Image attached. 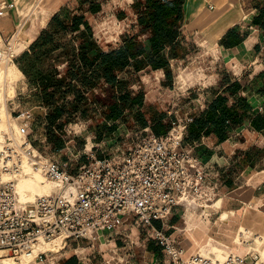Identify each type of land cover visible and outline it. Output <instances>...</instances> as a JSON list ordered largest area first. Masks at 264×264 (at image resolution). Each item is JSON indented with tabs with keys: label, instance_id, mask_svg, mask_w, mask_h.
Wrapping results in <instances>:
<instances>
[{
	"label": "built area",
	"instance_id": "obj_1",
	"mask_svg": "<svg viewBox=\"0 0 264 264\" xmlns=\"http://www.w3.org/2000/svg\"><path fill=\"white\" fill-rule=\"evenodd\" d=\"M12 11L18 13L15 1L0 0V19ZM16 58L10 42L0 48V63H13ZM35 109L41 115L46 113L42 107ZM33 117L30 114L22 121L17 138L12 130L0 133V264L6 258L15 262L42 242L60 240V251L71 241L92 243L100 239L98 234H124L130 220L146 228L160 244L168 264H264V258L254 252L243 256L228 252L224 262L199 253L186 261L184 247L163 229L175 208L186 209L194 196L203 193L200 208H204L203 203L219 195V187L208 182L202 160L182 149L193 115L173 122L166 135L143 129L132 137L127 149L99 158L92 155L74 174L65 164L35 153L27 134ZM27 158L32 160V171L60 183L57 193L33 201L18 197L15 182L27 175ZM44 254L40 252L38 258Z\"/></svg>",
	"mask_w": 264,
	"mask_h": 264
},
{
	"label": "trees",
	"instance_id": "obj_2",
	"mask_svg": "<svg viewBox=\"0 0 264 264\" xmlns=\"http://www.w3.org/2000/svg\"><path fill=\"white\" fill-rule=\"evenodd\" d=\"M77 1L79 6L71 10L68 16L59 11L50 18L47 26L21 56V60L27 63L17 62L26 78L31 79L33 72L38 73L37 80L31 82L34 90L42 95L35 108L46 110L44 115L31 118L27 128L33 146L35 143L30 138L29 130L35 122L46 120L53 132L57 126L62 128L66 114L69 118L79 113L85 116L92 109L110 124L107 131L99 135V141H105L104 137L113 133L120 121L125 122L128 114L141 130L149 128L158 136L166 135L178 119L168 122L166 113L157 114L154 107H146L145 92L133 89L131 75L146 68L163 70L166 77L164 86L171 85L174 78L172 63L184 60L190 53L183 32L186 0L134 1L131 7L137 17L139 32H125L107 50L100 45L86 12L81 9L85 2ZM91 7L93 15L100 13L101 5L91 4ZM124 18L125 13L120 19ZM256 22L264 30V8ZM69 35L72 39L62 42ZM244 39L232 28L223 36L220 45L230 49L240 45ZM38 63H48L49 69L41 71ZM124 74L127 76L123 77ZM257 78L264 82V71ZM231 79L228 74L221 78L222 94L194 116L193 122L188 125L182 149L183 145L190 147V152L194 155L195 150L197 155L194 156L199 159L204 155L197 148L205 137L214 135L218 142H224L246 123L253 130L264 131V113L254 108L242 94L247 85ZM208 91L213 94L215 90L209 87ZM258 94L264 96V87ZM146 109L152 113L150 118L146 116ZM62 146L60 144L59 147ZM155 225L161 228V224L159 227ZM157 245L161 253L163 248ZM78 263L76 256L64 261V264Z\"/></svg>",
	"mask_w": 264,
	"mask_h": 264
},
{
	"label": "rangeland",
	"instance_id": "obj_3",
	"mask_svg": "<svg viewBox=\"0 0 264 264\" xmlns=\"http://www.w3.org/2000/svg\"><path fill=\"white\" fill-rule=\"evenodd\" d=\"M83 1L85 2V6H81V9L83 12H86V18L95 30L100 45L104 49L114 46L116 41L119 40L117 37L118 34L121 32L125 34L126 32L128 26L125 23L129 24V21L124 22V19H120L121 15L127 13L129 16L134 17L132 15L135 13L131 7V1L133 0ZM17 3L20 9L24 8L25 2L23 0ZM91 4L101 5L100 13L93 15L91 13ZM42 9L43 11L45 10V8ZM60 11L61 14L68 16L69 13H71L70 4H67ZM51 16V12L43 17L41 16V19L37 22L34 29V34H37L38 31H41L43 28L42 18H44L43 20H48ZM16 17L19 22L21 20L20 16ZM27 32L26 35L20 36L21 43L16 42V44H14L15 42H13L14 45H12V47H16L17 44L24 45L23 50L15 55L17 57L15 63L8 64L6 72L0 70V114L5 106L8 116L6 122L7 126L5 128H0V132L2 134L5 130L9 132L12 130V135L16 138L18 137L16 133L19 132L16 128L17 125L20 127L22 121L26 120L30 114L33 116L41 114L40 110L35 109V106L40 102L42 95L39 94L37 90H34V85L31 83L37 80L38 73H31L33 77L29 79L25 76L22 77L16 71V66L19 68L17 65L19 60L22 64L27 63L26 60H21V56L27 51V42L30 41ZM255 36L256 35L253 37ZM1 39L3 44L5 40V46L10 42V40H6L4 36H1ZM71 39L72 36L69 35V37L67 36L64 38L62 42L70 41ZM186 39L190 53L184 60H179L175 63L173 68L174 78L171 85L164 86L157 75L152 78L149 76L145 78L144 87L147 92H151L149 96L153 97V101L156 105L150 106L154 107L157 114L166 113L169 119L168 122L171 119L176 120L177 118L179 120H184L186 117L191 116L195 103H198L197 101H192L195 100L193 97L203 102L211 85H215L217 81H220L221 78L227 74L235 73L241 75L244 68L250 67L246 57L247 48L239 50L236 56L233 57L232 55L234 59H231L232 57H229L228 53L222 51L218 45H215L214 40L209 36L199 32H186ZM200 41H202L203 45H201ZM38 65H40L41 71L49 69L48 63H38ZM146 112L147 118H150L152 113L147 111V109ZM128 115L126 121H120L118 128L113 133L104 137L105 143L99 141V135L105 133L108 129L107 127H110V124L106 123L105 120L100 117L99 113L94 112L93 109L88 111L85 116L79 113L69 118L68 114H66L63 117L64 121L62 123H64V125L62 128L57 126V130H52L53 132L50 131L48 127L49 124L46 120L35 122L34 126L29 130L30 138L35 143L34 148H36L39 154H42L45 159H51L63 165L65 164V168L69 173H75L79 167L90 162V157L92 155L99 158L109 153H115L118 150H125L130 146L132 137L142 130L135 119L130 114ZM68 120L69 122H67ZM3 138L2 135L1 139ZM60 144L63 146L59 147ZM183 148L185 151H189L190 149L186 145H183ZM193 153L195 156L197 155L195 150ZM206 212L209 213V211ZM188 218V227L191 224L194 227L199 224L202 230H206V227L203 228V223L199 221L201 217H191V220ZM210 218L212 222H215L218 217ZM130 222L126 225V232L124 234L125 236H130L131 240L122 241V239L116 238L113 232V237H102V240H96L92 243H88L87 241H81L80 243L71 241L64 250L60 251H57L60 247L49 246L44 250L46 252L42 258H36L35 261L27 264H64V261L67 259L66 255H72V253H77L81 261L89 264H147V261L142 256L135 255V250L140 247L139 241L151 239L156 243L158 242L147 233L146 228L134 225ZM155 224H157L158 227L160 226V223ZM172 224H174L176 228L178 227V229H171L170 226ZM163 229L168 235L172 234L173 237L176 238V241L183 247L182 242L185 240V229H187L186 217H170ZM199 232L202 231L199 230ZM191 233L194 234V239L197 238L196 240L201 243L196 249L202 250L206 242L205 237L204 239H200L189 227L188 234L190 235L191 241L193 238ZM260 236L264 238V235H256V239ZM188 238L187 236L186 239ZM255 245L258 246V244ZM190 246L188 242L185 243V252L186 248H190ZM159 247H161L160 244ZM119 248H121V250H118ZM113 249L117 251L114 252ZM169 261L166 253L161 251L156 258L155 264H168ZM16 262L18 264H23L19 259H17Z\"/></svg>",
	"mask_w": 264,
	"mask_h": 264
},
{
	"label": "crops",
	"instance_id": "obj_4",
	"mask_svg": "<svg viewBox=\"0 0 264 264\" xmlns=\"http://www.w3.org/2000/svg\"><path fill=\"white\" fill-rule=\"evenodd\" d=\"M7 1H15L17 3L22 0ZM23 1L25 2L24 8L20 9L18 7V13L12 11L13 13L11 12L0 19V34L8 40L17 32L20 24L26 22L25 35L29 30L27 33H32L33 39L27 42V50L50 20L49 18L43 21L42 18L43 28L37 34H34V29L41 16L43 17L50 12L53 16L67 4H70L71 10L79 6L77 0H45V2L43 0L40 5L38 4L39 0ZM200 1H203V4ZM133 3L134 0L131 1V5ZM217 6H219L218 9ZM42 8H45V10L43 11ZM263 8L264 0H193L191 3L186 0L185 24L183 26L185 35L186 32H199L209 36L214 40L215 45H218L222 51L228 53L229 57H232V55L234 57L239 50L247 48L246 57L250 67L244 68L241 75L235 73L228 75L232 77V81L238 80L243 85H247L246 91L242 92V94L249 99L251 105L260 113H264V96L259 95L258 92L264 87V82L258 80L257 76L264 71V30L257 24L256 19ZM194 10L197 12H194ZM16 16H20L21 20L19 22ZM132 16L134 17L125 13L123 20L124 22L129 21V24H125L128 26L126 33L130 34L139 32V27L136 24L137 17L135 14ZM232 28H235L245 39L240 45L226 49L220 45V41ZM222 30H224L223 34L219 36ZM254 35L256 36L253 37ZM202 41H200L201 45H203ZM233 57L231 59H234ZM176 62L174 61L172 65L175 66ZM156 75L164 85L166 77L163 70L154 71L151 68H146L139 73H132L131 75L133 89L145 92V103L147 106L155 105V102L153 97L149 96L151 92H147L144 87L145 78L148 76L152 78ZM122 76H127V74ZM220 83L221 80L217 81L215 85H211L210 88H214L215 91L213 94L208 91L203 102L198 98L192 100L198 102L194 105L193 116L198 115L199 111L206 108L219 94H222ZM105 142L103 141L102 143ZM197 149L201 150L202 155H204L201 160L207 170L208 182L219 187L222 203L216 210H204L194 205H186V209L178 207L175 208L170 217H186L187 229L189 228L188 217H204L200 218L199 221L204 223L206 230L200 229L202 232L198 231L197 234L200 239H204V237L206 239L205 247L207 249L205 251L216 255L217 253L212 250L216 246L223 251L243 256L250 247H254L256 244L253 240V235H264V131L253 130L251 125L246 123L224 142H218L217 137L214 135L205 137ZM206 211H209V213L205 214ZM223 213H228L229 215L228 219H226L228 220L227 222H223L221 219ZM210 217L218 218L215 222H212ZM170 228L178 229L174 224ZM187 229H185V240L182 242L183 247H185L187 242V236L189 237ZM239 229H244L252 235L250 239L241 245L235 242ZM100 236L99 240H102V237H113V233H106ZM115 236L122 239V241L131 240L130 236H125V234L118 235L115 233ZM139 242L140 247L135 250V255L142 256L147 261V264H155L156 258L160 254V248H158L157 243L151 239ZM151 245L153 249H151ZM190 245L192 246V244ZM118 250H121V248ZM199 250L191 251L192 254H189V257ZM113 251L116 252L117 250L113 249ZM73 256H77L78 264H89L81 261L77 253L67 254L66 258ZM183 257L184 259L189 258L186 257L185 252Z\"/></svg>",
	"mask_w": 264,
	"mask_h": 264
},
{
	"label": "bare ground",
	"instance_id": "obj_5",
	"mask_svg": "<svg viewBox=\"0 0 264 264\" xmlns=\"http://www.w3.org/2000/svg\"><path fill=\"white\" fill-rule=\"evenodd\" d=\"M42 1L43 0H39L38 4L40 5V3ZM191 1H193V0H189V3H191ZM200 2L202 3L203 1H200ZM193 3H195V2H193ZM191 8H192V5H191ZM196 8L198 9V7H196ZM218 8H219V6H217V9ZM194 12H197V11L194 10ZM25 29H26V22H23V23L20 24L17 32L13 35L12 39H9L10 40V48L12 49L14 55L20 53L23 50V48H24L23 44L22 45L21 44H17L16 47H12V45L16 44V42L17 43H21L20 42V36L25 35ZM223 32H224V30L220 31L219 36H221L223 34ZM27 35H28V37H29V39L31 41L32 33H27ZM0 39H1V35H0ZM13 42H15V43L13 44ZM215 42H216V40H215ZM5 45H6L5 41H4V44H3L2 39H1L0 40V47L5 48L6 47ZM13 63H15V62H13ZM8 64H11V63L1 62L0 63V70H3V71L6 72V70L8 69ZM16 71H17V73L19 75L24 77L23 72L17 66H16ZM181 80H183V79H181ZM7 117L8 116H7V113H6L5 106H4V109L2 110V113L0 114V128H5L7 126L6 125V122L8 120ZM16 128H17L18 131L20 130V127L18 125L16 126ZM0 131H1V129H0ZM34 150H35L36 154H39V152L37 151L36 148H34ZM31 161L32 160L30 158H27L26 162H25V168H26V171H27V175L26 176H22V177H18L17 180H16V183H15L16 190L15 191H16V194L18 195V197L21 200L33 201L38 196L42 197V196L53 195L54 193H57L60 183L50 182V181H48L45 178V176L42 173H40L38 171H32L31 167H30V164H29ZM201 196H203V193L201 195L194 196L193 198L190 199L189 204H187V205H189V206L194 205V206H197V207L200 208V205H201L200 197ZM221 203H222V198L219 195L218 197H216L214 199H211L210 202L203 203L204 208H202V209H204V210H208V209L216 210L221 205ZM228 216H229L228 213H223V217L221 218L222 221L223 222L224 221L227 222L228 220H226V219H228ZM201 218H204V217H201ZM188 219L191 220V217H189ZM190 223H192V222H190ZM203 225H204V223H203ZM189 227H190L191 231L193 230L196 233V235H198L197 233L201 229L200 225L194 227L191 224V225H189ZM204 227H206V226H203V228ZM188 231H189V228H188ZM98 235L100 236V234H98ZM191 236H193L192 241H191V238H190V235H189V238L187 239V242L189 244H192V246H191V248H186V252H185L186 253V257H189V254H192L191 251H195L196 248L201 244L200 241L196 240L197 238L194 239V237H195L194 234L191 233ZM251 236L252 235L248 231H246L244 229H239V231L237 232V235L235 237V242L237 244L241 245V244L245 243L248 239H250ZM253 240H254V242L256 244H258V246L255 245V247H253V246L250 247L249 250L247 251V253L248 252H250V253H252V252L259 253L264 258V238H263V236L262 237L260 236L258 239H256V235H253ZM49 246H54V247H58L59 248L60 247V240H55L54 242H50V243L42 242L38 246H36L32 252L20 257L19 260L23 264L31 263V262L35 261L36 258H38L39 252L45 253L46 251H44V250L47 247H49ZM206 249L207 248L204 245L203 249L199 250L195 254H199L200 253L202 256L209 257V258H211V259H213L215 261H220V262H224L226 257H227V254H228L227 251H223L222 249H220L219 247H216V246L212 249L214 252L217 253L216 255L215 254L212 255V254L207 253L205 251ZM183 256H184V254H183ZM190 258L191 257H189L188 259H184V260L188 261ZM9 262L13 263V264H18L16 261L13 262L12 259L8 260L6 258L4 260V264H7Z\"/></svg>",
	"mask_w": 264,
	"mask_h": 264
}]
</instances>
